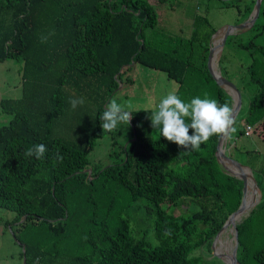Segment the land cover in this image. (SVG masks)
<instances>
[{"label": "trees", "instance_id": "trees-1", "mask_svg": "<svg viewBox=\"0 0 264 264\" xmlns=\"http://www.w3.org/2000/svg\"><path fill=\"white\" fill-rule=\"evenodd\" d=\"M253 4H234L239 20ZM157 25L149 0H0V62L12 58L21 64L20 96L0 99L1 110L11 115L0 125V207L14 212L5 223L23 246L24 264L37 257L39 264H214L201 250H211L238 208L243 186L216 159L219 135L199 151L185 149L153 136L148 118L153 110H132L125 144L112 142V162L93 168L88 159L96 140L111 133L103 132L99 117L131 62L164 70L185 103L208 93V99L231 107L232 97L207 68L216 31L208 18L194 16L187 36ZM249 30L254 33L247 38L239 30L229 34L224 44L246 57L238 71L246 79L238 89H257L241 105L229 144L245 136L248 124L264 143V41H256L264 30V0ZM221 71L228 78V70ZM80 97L85 103L73 110L69 99ZM84 112L94 125L82 143L54 133L63 118L78 120ZM38 143L48 149L45 158L26 157V149ZM233 149L261 154L240 145ZM57 151L63 162L54 164ZM261 156L258 166L242 162L251 167L262 195L236 224L240 264H264V239L257 247L264 238V152ZM139 199L145 203L132 207ZM184 203L187 209L174 214ZM132 209L141 211L146 225L132 222ZM166 229L171 235H164Z\"/></svg>", "mask_w": 264, "mask_h": 264}, {"label": "rangeland", "instance_id": "rangeland-1", "mask_svg": "<svg viewBox=\"0 0 264 264\" xmlns=\"http://www.w3.org/2000/svg\"><path fill=\"white\" fill-rule=\"evenodd\" d=\"M149 1L154 5L158 13V25L156 27L157 30L172 34L178 33L187 36L190 34L193 18L196 15L207 17L210 23L216 28V31L218 30V32H224L226 26L238 23V13L234 4L237 3L240 7H243L245 0H166L165 2H160L158 0ZM236 31L235 32L238 34V30ZM219 38L216 39V42L219 41ZM243 55L244 54H242V51H239L237 48H234L231 45H226L224 49L222 48L220 51L215 64L216 66L213 67L216 70H219L221 75H223L221 69L228 70L227 75L229 80H231L237 86H241L245 81L246 76L243 75L244 71L241 70L242 77H238V71H240L238 58H241L239 61L245 63L246 57ZM20 68V62H17L12 58H8L0 62V99L3 97L6 98L20 96ZM127 78L131 80L127 81ZM177 87L178 83L174 79L168 77L164 70L155 69L140 62H135L131 68L126 71L124 78L119 83L117 89L113 92L109 101L115 98L118 103L124 105L126 108L130 106L129 110L131 111L143 109H151L156 111L158 110L159 102L169 93H175ZM240 90L242 94L241 105L242 108H244L248 99L256 94L257 89L254 85H248L246 87H240ZM10 117L11 115L2 111L0 107V125L6 124ZM93 125V118L90 117L88 112H84L80 114V119L78 120L63 118V120L55 127L54 133L58 136L75 140L77 143H82L91 131ZM151 130L153 136L159 135V133L156 132L153 127H151ZM129 133V124H120L110 134L98 138L94 148L88 153L90 166L93 168H100L110 164L112 162V157L109 153L114 147L112 146V142L115 140L119 144H125L129 137ZM228 137L229 134L224 143V154L242 165H245L242 162H247L258 166L262 159L261 155L264 152V143L262 140H260V138H258L256 134L250 132L249 135L239 137L231 144L228 143ZM234 145L237 147L238 145H240V147L242 146L243 151L247 149L259 150V153L261 154L256 157L253 155V153H245V151L239 152L238 150L233 149ZM227 161L231 165L235 164L229 160ZM219 164L223 170H226L220 162ZM245 166L247 169L252 171L249 165ZM240 174L247 176L246 171H240ZM251 191L252 193L255 192V200L257 197H259L260 201L262 195V190L260 187L259 190L255 187ZM138 202L145 203L144 199H139L132 205V207ZM186 209L187 205L184 203L179 207H174L172 210L173 213L177 215ZM130 214L132 222L138 219L139 225H146V222H142L140 220L143 218L140 210L132 209ZM13 216V211L0 207V264H23V258L21 257L22 247L13 237L10 230L11 226L6 225L5 223L6 221H11ZM226 227L217 237L215 235L210 246V251L201 250L203 251L202 255L205 257V259L213 258L212 260L214 264H227L226 256L228 257L231 252L234 234L233 229L232 231H229L226 229ZM263 239V237L260 238V244L257 247H260L263 244ZM221 254H223L225 257L221 256Z\"/></svg>", "mask_w": 264, "mask_h": 264}, {"label": "clouds", "instance_id": "clouds-1", "mask_svg": "<svg viewBox=\"0 0 264 264\" xmlns=\"http://www.w3.org/2000/svg\"><path fill=\"white\" fill-rule=\"evenodd\" d=\"M54 34V33H52ZM41 42L46 43L47 37H41ZM205 98L199 96L191 99L190 103H185L174 93H169L158 104V110L151 112V126L159 133L160 137L167 141L176 143L185 149L199 151L201 145L209 140L213 135L228 134L235 131L234 109L228 103L218 104L214 99H208V93H204ZM69 103L72 109L78 105H83V97L70 98ZM118 103L115 98L111 99L100 115L101 127L104 133L114 131L120 124H130L132 111ZM190 129L193 130L189 134ZM48 149L46 145L38 143L28 147L24 153L26 157L35 156L37 159H44ZM53 163L63 162V157L57 153L53 156ZM171 229L164 231L165 236L171 235ZM34 264H39V257Z\"/></svg>", "mask_w": 264, "mask_h": 264}, {"label": "water", "instance_id": "water-1", "mask_svg": "<svg viewBox=\"0 0 264 264\" xmlns=\"http://www.w3.org/2000/svg\"><path fill=\"white\" fill-rule=\"evenodd\" d=\"M261 1L262 0H255L254 2V7L252 9V11L250 12V14L248 15V17L242 21V22H239V23H236V24H233V25H228L225 27V30H224V33L223 35L221 36V39L219 41V43L217 44V47H218V50L219 52L222 50L224 44H225V41H226V38L229 34H234L236 33L235 31L236 30H244V29H247L249 27H251L253 25V23L256 21V19L258 18L259 16V13H260V8H261ZM218 33V30L215 31L212 36H211V41H210V47H209V51H208V56H207V68L209 70V73L211 74V76L213 77V79L220 85L222 86L226 91H228V93L231 95L232 97V108L234 109V113H235V117L241 107V104H242V95H241V92L240 90L238 89V87L236 86L235 83H233L231 80H229L227 77L221 75L220 71L219 70H216L213 65H212V59H213V54H214V48H215V44H214V36ZM131 65L134 64V62H131L130 63ZM230 132V131H229ZM229 134V133H228ZM228 134H221L219 135L218 137V140H217V145H216V151H215V156H216V159L218 162H220L224 167H225V171L230 174V175H233L239 179L242 180L243 182V186H242V198H241V202L238 206V208L233 211L229 216L228 218L226 219V221L224 222V224L222 225V227L220 228V230L217 232L216 234V237L220 234V232L226 227V225L236 216H238L242 209H243V199H244V195H245V190H246V183L245 181L237 174V173H234L231 169H229L226 164L224 163L223 158L235 163L239 166H244L246 167L245 165H242L240 164L239 162L235 161V160H232L230 157H228L226 154H224V152H222V150L224 151V143L227 139V136ZM250 171V174H251V179L253 181V184L254 186L259 190V187L257 185V182H256V179L255 177L253 176V173L251 170ZM259 202V197L256 198L252 208ZM251 208V209H252ZM250 209V210H251ZM237 224V223H236ZM236 224L234 225V228H233V244H232V248H231V252H230V255L227 257L226 256V262L227 264H240L238 259H237V256H236V252H237V245H238V239H237V227H236ZM23 247V246H22ZM22 250L24 251V249L22 248ZM221 256L225 257L223 254H221ZM23 264H24V259H23Z\"/></svg>", "mask_w": 264, "mask_h": 264}, {"label": "bare ground", "instance_id": "bare-ground-1", "mask_svg": "<svg viewBox=\"0 0 264 264\" xmlns=\"http://www.w3.org/2000/svg\"><path fill=\"white\" fill-rule=\"evenodd\" d=\"M224 32H218L215 37H214V44H215V48H214V54H213V59H212V65L216 66V61L217 58L219 56V50L217 47V44L219 43L221 36L223 35ZM220 37V38H219ZM219 38V41L216 42V39ZM222 152H224L222 150ZM224 163L226 164V166L231 169L234 173H237L246 183V190H245V195H244V199H243V209L241 211V213L234 217L226 226V229H228L229 231L234 228V225L245 215L247 214V212L252 208L254 202H255V192L252 193V191L247 192V188L251 187V185H253V181L251 179V174L249 169H247L244 166H239L237 164L231 165L229 164V162L227 161V159L223 158ZM240 171H246L247 176H243L242 174H240ZM255 188V186H254ZM227 237V236H226Z\"/></svg>", "mask_w": 264, "mask_h": 264}, {"label": "crops", "instance_id": "crops-1", "mask_svg": "<svg viewBox=\"0 0 264 264\" xmlns=\"http://www.w3.org/2000/svg\"><path fill=\"white\" fill-rule=\"evenodd\" d=\"M251 1H252V0H245V1H244V4H243V7H244L246 4H249ZM254 2H255V0H254ZM253 7H254V4H253ZM253 7H252V9H253ZM247 17H248V16H247ZM247 17H246V18H247ZM246 18H244L243 20H239V18H238V23L244 21ZM258 20L261 21L262 19L259 18ZM242 32H243V33H242ZM253 33H254V31H250L249 28L244 29V30H239V34H240L241 36H243L244 38H247L248 36H251ZM249 34H250V35H249ZM256 41H257V42H262V41H264V30L261 32V34H260L259 36H257ZM238 64H239V65L241 64L239 60H238ZM20 85H21V82H20Z\"/></svg>", "mask_w": 264, "mask_h": 264}, {"label": "built area", "instance_id": "built-area-1", "mask_svg": "<svg viewBox=\"0 0 264 264\" xmlns=\"http://www.w3.org/2000/svg\"><path fill=\"white\" fill-rule=\"evenodd\" d=\"M251 130H252V126L251 125H246V127H245V131H244V134L245 135H249V133L251 132Z\"/></svg>", "mask_w": 264, "mask_h": 264}]
</instances>
